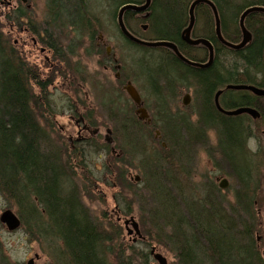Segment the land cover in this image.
<instances>
[{
    "label": "trees",
    "instance_id": "obj_1",
    "mask_svg": "<svg viewBox=\"0 0 264 264\" xmlns=\"http://www.w3.org/2000/svg\"><path fill=\"white\" fill-rule=\"evenodd\" d=\"M180 5L181 0L159 1L154 26L163 31L161 37L173 39L179 32L182 21ZM22 17L21 14L15 15L17 19ZM89 21H94V16L88 0H47V15L40 25L33 27L34 32L42 35L44 46H49L56 55L64 56L67 52L71 56L74 42L70 40L73 46L68 49L71 51L66 47L62 50L58 39L60 33L65 31L67 36V24L83 33L86 22L89 26L83 34L95 38L97 27L96 31L92 30ZM263 46L264 33H258L254 44L244 52L245 56L236 58L234 76L231 70L224 73L226 76L220 75L218 65L198 71L185 68L173 59L168 60L172 72L147 73L158 90L159 83H168L174 74L180 76L190 72L199 80L209 98L218 85L243 81L248 73L242 71L262 68L260 54ZM65 63V68L75 73L85 68L72 58ZM40 72L35 64L23 57L0 24V196L7 209H16L21 229L30 239L46 241L52 248L49 253H52L56 264H147L150 257L148 249L156 246L166 248L174 255L172 264H264L256 241V232L261 224L250 194V176L243 160L238 163L232 154L234 145L238 144L236 138L241 135L240 130L237 131L239 121L226 120L219 115L215 118L221 151V156L220 153L219 156L214 155L217 157L215 166L224 174L233 176V164L237 163V173L233 176L238 184L234 204L225 201L208 178L200 188L188 186L189 180L193 179L192 176L187 178L188 159L191 158L188 148L196 144V137L203 134V123L194 128L182 120L172 121L169 116L165 117L162 109V139L157 141L145 135L151 139L147 140L156 143L152 155L139 152L140 148L137 150L139 135L134 129L129 126L122 131L128 140L132 139V144L127 142V146L134 148V152L129 150L128 156L122 147L124 156L114 159V164H118L115 170L119 174L117 192L120 190L122 198L133 196V201L140 206L142 236L148 240L145 244L148 249L138 252L122 242L120 228L113 227L112 223H102L97 213L94 214L84 203L87 196L91 201L96 200L90 193L92 174L83 161L88 154L82 144L68 149L67 145H57L54 141L52 132L56 134V131L51 120L55 116V107L48 92L53 80L51 76L43 80ZM209 110L206 103L203 119L209 115ZM104 112H113L114 117L119 114L115 108H105ZM101 113L98 112L97 116L103 118ZM115 133L118 136L116 140L121 142L119 127L114 128ZM181 134L189 141L182 144ZM162 143H166L168 149ZM198 143L205 146L207 141ZM93 149L97 151V148ZM107 150L109 153L112 151ZM127 157L142 163L144 194L137 192L133 183L125 178L124 171L133 165ZM75 161L80 164L76 170H83L85 174L83 186L78 184L79 170H75ZM187 189L192 191L188 197ZM126 205L124 214L127 215L131 206L129 203ZM48 233L52 239H47ZM115 239L118 244H114ZM2 263L4 260L1 259Z\"/></svg>",
    "mask_w": 264,
    "mask_h": 264
},
{
    "label": "rangeland",
    "instance_id": "obj_2",
    "mask_svg": "<svg viewBox=\"0 0 264 264\" xmlns=\"http://www.w3.org/2000/svg\"><path fill=\"white\" fill-rule=\"evenodd\" d=\"M9 3H12V6H9ZM112 3V0H91L89 4H92V7H90V9L91 13L94 16V21H89V23L90 25H92V30L96 31L97 27L95 35L97 41L100 38H103V41L99 40L100 43L110 41L111 44H114L119 48L118 44L120 43V35L115 25V20L111 19L112 12L115 9L114 4ZM28 6H30V8ZM88 10L89 9H87V13L89 12ZM20 14L24 15V17H22L21 19L15 18V15ZM46 15L47 0H0V24L2 26V31L22 52L23 57L29 59V61H31L40 69V74L42 76L41 78L43 80L50 79V76L53 80L52 82H50L48 92H50V95H52L50 97L53 99V105L55 107V116L51 120L55 125L56 131V134L52 132V135L54 136L53 138L55 139L54 141L57 145L62 144L64 147H66L65 145H67L68 149H72L74 142L81 139V142L83 143L81 147L85 148V151L88 154L84 157L83 161L85 163V166L88 167V170H90L92 174L91 177L93 181L90 185V193L96 200L91 201L88 198L89 196H87L86 199L84 198V203L87 207L92 209L91 211L94 214L97 213L96 215L99 217V220L102 223H104L105 225H111L112 223L113 227L115 226L121 229L122 242H126L130 247L133 246L138 252L146 250L148 249V246H146L145 244L146 242H148V240L143 237L141 239L138 238L135 233L129 234L128 229L124 226L125 219L134 218L139 224V228L142 234L143 227L139 217L140 206L138 202L133 201V196L130 195L122 198V195L119 194L120 190L119 193L117 192L118 186L116 184V179L118 178L119 174L118 171L115 170L116 164H114V159L123 155L122 147L124 149V153H127L129 150L131 152H134V148L131 149V147L127 146V142H130L132 144V139L128 140V136L125 135L121 129L119 133L121 142L116 140V137H118L116 136V133L115 135L114 132L113 134H109V129L114 131V128L116 129V127L118 126L115 125V117L111 113L110 115L109 113L104 112L105 108L99 109L94 106H88L87 108H85L82 105L78 104L80 106L78 108V113H81V117L86 116L87 119H89L91 123V132L85 131L84 124L78 126L77 123L72 119V117L75 116V118L79 117V114H75V107H73L74 111L68 108L73 106L74 101L76 100V93L74 91L76 85H74L73 80L77 79V74H79L78 78L83 76L84 74L86 80L88 81L87 84L83 83V89L85 92H83L82 95L84 97L87 92H91L94 89L93 87H91L92 83L89 82L91 80L90 77L95 78L96 76L100 75V72H102V69H104L99 66L97 61L98 57L96 56V54H90V49L87 48L89 47V45H85L88 37L83 33H86V31L88 30L87 27L89 25L86 26L87 23L84 22L85 26L82 33L81 31L78 32L76 28L71 24H67V28H69L67 31V36L64 31L63 34L60 33L58 39L59 41L61 40L60 42L62 43L63 47L62 50H65V47L67 49L68 47H72L73 45L70 40L73 41L74 49L71 50H73L74 53L72 52L70 54L71 56H69L65 51L66 53L64 54V56L56 55L54 51L49 48V46L46 47L41 43L35 46L32 42H30V44H27L23 42L24 40H22L26 39L25 34L23 35L21 32L23 28L25 29L27 26H35L36 24L42 23V20H44ZM27 18L30 19L28 20L29 22L27 21ZM95 20L97 23H95ZM136 30L138 31V29ZM162 34L163 31H159V28H155V30H151L148 33H145V38L156 39L161 37ZM122 43L124 42L122 41ZM71 50L68 49V51ZM122 50L126 51V54L125 52H122ZM144 52L149 56H143L140 52H138L135 57H131L128 54L127 50H124L122 47H120L117 54H119L122 60L127 65H129L130 69L136 71V74L140 77L141 82L146 80V82H149L150 85L152 83L147 72L153 71L155 73H161L162 71L165 73L168 70L172 72V70H170L169 68L170 63L168 60H170V58L164 49L146 48ZM70 58H72L73 61L79 63V65L84 66L86 69L83 68L79 71V73L76 72L77 74L71 70H67L65 68V61H68ZM219 59V72H221L222 76L225 75L224 73H226L227 71H233V67L235 68L236 61L234 62L229 57H222ZM263 68L264 67L260 68V70ZM249 70L250 72H254V69L250 68ZM190 81L191 83L196 85L197 88L200 86L199 81H196L194 79ZM106 84V86H109L108 84L112 85V82L109 80V82H107ZM171 107L163 109L164 114L166 115L165 117L171 116L172 121L177 122V120L173 119L174 115L172 116L171 114L178 113V108L176 106L172 108ZM98 112H103V114L101 113V116H103V118L97 116ZM187 112H193L192 107ZM162 114V108H160L157 116L160 120L163 121L164 117ZM192 115H195V112ZM194 118H197V115L193 116V121L191 120L192 123H195L197 121V119ZM161 122L158 123L157 129L162 133L163 128L161 127ZM95 123L96 125H94ZM194 127L197 128L198 126ZM177 129H179V126H177ZM81 130H83V132L81 133V135H79ZM136 130L139 131L138 129ZM212 132L213 129L206 133L211 135L213 134ZM181 135L182 144H184L183 142L189 141L188 138H186L183 134ZM146 139L150 138H146L145 135L138 137L137 150L140 148L139 152H148V155H152L156 146L150 140ZM259 140V147L257 146V141L249 143V151L252 155H255L258 154L260 150V156L256 155L253 157L255 158V160L259 159L261 164L264 166V135L261 134ZM119 145L121 146V150L118 147ZM125 145L127 147H125ZM217 145V140L211 137L210 140L207 139V144L205 146H202L201 143H198L197 145L193 144L192 146H190V148H188L189 153L192 151V160L189 165L193 166L192 171H190L188 167V173L193 177V179H190L189 184H187L188 186L192 185L195 188H200L202 186V183H204V180H206L205 178L213 181V183L217 186L219 183L226 180L228 184L227 188L224 189L222 187H219L217 188V190L218 193L223 197V199H225V201L229 202L230 204H234L235 201L233 198V186L236 183V179L234 178V175L233 177L232 175H229L227 173L224 174L223 170L218 169V167L216 168V160L212 156V151H215V147ZM93 147L95 149L97 148V151H93ZM164 148L168 149L167 144ZM107 149H111V153H109ZM127 158L131 160L130 162H132L133 165L131 168L129 167L127 171H124L125 178L133 183V187L137 189V192L144 194L145 190L141 182H136V177H140L142 180V176L144 174L143 170H141L140 168L142 163H140L138 159L132 160L131 157ZM239 161L242 162L241 160ZM77 162L78 161L73 162V164L77 166L75 167V170L80 167L79 162ZM184 164H186V162H184ZM255 165H257V162L251 161V167H249L247 171L250 176L249 181L253 185L259 186V190L256 195L258 204L255 205V208L258 212L257 215L259 216V224H261V226L260 229L256 232V241L260 253L264 258V172L258 171ZM117 166L118 164L116 165V167ZM261 169L262 168H260V170ZM78 170H76L78 172V184L80 186H83V184H85L86 182L84 181L85 174H83V170ZM224 170L226 171V169ZM190 173H192V175ZM252 173L254 174L252 175ZM217 179H220V181H217ZM127 203H129L131 209L130 213L126 215L124 214V211L126 210ZM92 204H96L94 205V208L92 207ZM5 208L7 209L6 202L0 196V211ZM10 210L16 213L15 208H10ZM132 229V226L129 225V230ZM118 243L119 242L117 241V239H115L114 244ZM0 247H3L4 251V254L0 252V260H4V264H27V262L31 259H34L35 264H56V261L53 259L54 257L52 256V253H49L52 248H49L47 242L43 241L42 243L41 240H31L29 235L26 234L24 230L8 232L6 228L0 224ZM156 248L157 252L166 257L168 264H172L175 261L174 255L166 248L157 246ZM148 250L150 253V257L147 264H158L151 256L152 247H149ZM3 255L5 256L3 257Z\"/></svg>",
    "mask_w": 264,
    "mask_h": 264
},
{
    "label": "flooded vegetation",
    "instance_id": "obj_3",
    "mask_svg": "<svg viewBox=\"0 0 264 264\" xmlns=\"http://www.w3.org/2000/svg\"><path fill=\"white\" fill-rule=\"evenodd\" d=\"M88 1L90 2L91 0ZM127 1L138 8L145 6L147 3V0ZM159 1L160 0H149V6L145 10L140 9L125 11L123 14L124 24L132 36L140 41L152 42L159 40L175 44L177 46L178 53L172 49L165 47L163 48L170 59H173V61L183 65L185 68L206 71L215 65L219 66V58L222 57H229L235 62L236 58L242 57L244 52L254 44L258 33H264V11H253L248 13L243 20L245 29L250 34V39L246 45L240 49H233L226 44L228 43L236 45L242 42L244 39V32L241 26L243 15L251 8H264V0H207L212 3L213 6L207 2H201L197 5H194V3L198 0H181L180 10L182 21L181 27L176 36L173 39L167 37L162 39H147L145 38V33H148L151 30L153 31L156 28L154 26V16L158 14L157 6L159 5ZM9 6H12V3H9ZM114 6L115 9L112 12L111 19L115 20V25L120 35V43L118 44L119 48L122 47L124 50H127L131 57H135L140 51L144 52L146 48H154L136 42V40H131L122 33L118 22L122 7L121 4H118L117 6L114 4ZM28 7L30 8V6ZM90 7H92V4H90ZM192 19L193 25L190 32V37L192 40H205L208 41L212 46L213 60L208 66L202 67L200 65L207 64L211 56V50L209 47H206L202 43L193 45L186 40L187 29L189 28ZM28 20L30 19L27 18V21ZM218 22L220 24L221 33L225 39V43H223L217 36L216 27ZM33 26H27L25 29L23 28L21 32L23 35L25 34L26 39L22 40H24L23 42L27 44L32 42L36 46L40 43L42 44L44 41L41 34L34 32L35 27ZM136 29H138V31ZM226 34L228 35V38L225 37ZM102 39L103 38H100L99 40ZM99 40L97 41V38H92L91 35H89L85 43V45H89L87 48L90 49V54L93 53L94 55L95 53L98 57L97 61L99 66L104 68L102 69V72H100V75L96 76L95 78L90 77L91 80L89 82L92 83L91 87L94 89L91 92H87L83 97L82 93L85 92L83 89V83L87 84L88 82L86 77L83 74V76L79 78L77 76V79L73 80L74 85H76L74 88L76 100L74 101V105L69 108L70 110L74 111L73 107H75V114H79L78 118H75L76 116L72 117L78 126L84 124L85 131L91 132V123L86 116L81 117V113H78V108L80 107L78 104L85 108L88 106H94L99 109L115 108V110H118L119 114L122 116L119 120L128 119L129 126L134 129L139 134V136H151L154 138V140L158 141L162 139V133L157 129L158 123L162 121L157 116L159 109H166L171 106H176L178 108V113L171 114L172 116L174 115V120L185 121L188 123V125H191V127L201 126L203 123V134L196 137V144L194 145H197L200 141H207V139L210 140V138L213 137L218 143V145L215 147V151H212L213 155H216L220 153V134L217 132V123H215V118L219 115L220 118L222 117L226 120L239 121V129H237V131H244V134H242L245 154L243 158L244 168L248 170L249 167H251L250 162L256 161L257 165H255V167L258 169V171L264 172V166L261 164L260 160H255L253 157L256 155L260 156V150L258 154L252 155L249 151V144H246L247 141H249V143L257 141V146H260L259 137L261 134L264 135V95H257L247 89L240 90L230 87L235 85H246L258 87L264 90V68L261 70L255 69L254 72H250V70L242 71L241 73H246L245 71L248 73L243 81L238 83L231 82L218 85L208 96L209 98H207L203 86L200 85L197 88L196 85L191 83L190 80H199L195 78L190 72H185L180 76L174 74L168 83H159L157 90L156 87H153L152 84L150 85L149 82H146V80L141 82V79L136 74V71L130 69L129 65H127L119 56V54H117L119 48L116 47V45L111 44L110 41L100 43ZM122 41L124 43H122ZM122 52H125L126 54V51L122 50ZM260 60L263 62L262 67H264V46L260 54ZM219 73L222 75L221 72ZM234 73L235 72H233V76L236 75ZM109 80L112 82V85L108 84L109 86H106V83L109 82ZM130 88H132L133 92H135V94L138 96L139 101L134 100L132 95L129 93ZM206 103L208 104L210 110L209 115L203 119ZM191 107L193 112H187ZM239 108L252 110V112H243L238 116H228L226 113L228 111L238 110ZM194 112L195 115H197V118L194 119H197V121L192 123L193 116H195L192 115ZM114 114L116 115L115 112ZM169 117L172 119L171 116ZM117 122L118 121L115 119V125ZM161 125H164L163 121L161 122ZM211 129H213V134H207L206 132L210 131ZM82 132L83 130H81L79 135H81ZM113 132V130L109 129V134H112ZM81 141V139L75 141L72 147L75 148V144H83ZM153 144L155 145L154 142ZM162 145L165 147L166 144L162 143ZM190 153H192V151ZM188 163L190 164L191 162L189 161ZM260 168L262 169L260 170ZM232 169L234 175L236 176L237 163L233 164ZM217 181H220V179H217ZM220 185H222V182L219 183L218 186L216 185V188L221 187ZM237 186V183H235L233 186L234 199L237 194ZM249 186L254 205H257L258 201L256 195L259 190V186H254L252 183L249 184ZM0 224L5 227L1 221ZM0 252H4L3 247H0ZM4 256L5 255H3V257Z\"/></svg>",
    "mask_w": 264,
    "mask_h": 264
},
{
    "label": "water",
    "instance_id": "obj_4",
    "mask_svg": "<svg viewBox=\"0 0 264 264\" xmlns=\"http://www.w3.org/2000/svg\"><path fill=\"white\" fill-rule=\"evenodd\" d=\"M201 2H207L209 4H211L213 6L212 3H210L209 1L207 0H198L194 3V5H197ZM193 5V6H194ZM149 6V0H147V3L145 6L141 7V8H138L137 6L135 5H127V6H124L121 8L120 10V14H119V18H118V22H119V25H120V28H121V31L122 33L130 38L131 40H136V42H139L141 44H144V45H147V46H150V47H167V48H170L174 51H176V53H178V49H177V46L173 43H170V42H165V41H154V42H144V41H140L138 39H135L134 36H132V34L127 30L125 24H124V20H123V14L125 11L127 10H145L147 9ZM253 11H264V8H252V9H249L242 17V20H241V26H242V29H243V32H244V40L243 42L240 44V45H233V44H227V46L233 48V49H240L242 48L243 46L246 45V43L248 42V40L250 39V34L249 32H247V30L245 29V26H244V23H243V20H244V17L250 13V12H253ZM192 25H193V19L191 21V24L189 26V28L187 29V37H186V40L190 43V44H193V45H197V44H204L206 47H209V49L211 50V61H212V58H213V51H212V46L210 45V43L208 41H205V40H198V41H193L192 38L190 37V32H191V29H192ZM217 32H218V35L219 37L222 39V34H221V31H220V24L219 22L217 23ZM179 55V54H178ZM209 64H206V65H200V66H208ZM231 88H234V89H240V90H250L252 92H254L255 94L257 95H264V90H260V89H257L253 86H230ZM129 93L132 95V97L134 98V100L136 101H139L138 99V96L135 94V92H133V89L130 88L129 89ZM237 113L238 112H252V110H245V111H236ZM254 112V111H253ZM144 113V112H143ZM136 180L139 181L140 180V177H136ZM222 188H226L228 186L227 184V181L224 180L222 182V185H220ZM0 221L1 223H3L7 229L9 231H15L17 229L20 228L21 226V221L20 219L17 217V215L11 211V210H5L3 211L2 213L0 212ZM125 225L128 227L129 225L132 226V230H129L128 228V231H129V234H133L135 233L139 238H141V231H140V228H139V224L136 222V220L134 218H130L128 220L125 221ZM151 254L153 255L155 261L158 263V264H168V261L166 259L165 256H163L161 253H156V250L153 249L151 251ZM28 264H34V260H30L28 262Z\"/></svg>",
    "mask_w": 264,
    "mask_h": 264
},
{
    "label": "bare ground",
    "instance_id": "obj_5",
    "mask_svg": "<svg viewBox=\"0 0 264 264\" xmlns=\"http://www.w3.org/2000/svg\"><path fill=\"white\" fill-rule=\"evenodd\" d=\"M113 3L114 4H121V7H124V6H127V5H132V3H129L127 0H113ZM256 8H258V7H256ZM252 9V8H251ZM248 11V10H247ZM246 11V12H247ZM245 12V13H246ZM220 31H221V28H220ZM216 33H217V36L219 37V35H218V32H217V27H216ZM222 34V33H221ZM222 36V39L220 38V40L223 42V43H225V39H224V36L223 35H221ZM163 37H159L158 39H162ZM244 40V39H243ZM243 40H242V42H243ZM241 42V43H242ZM241 43H239V44H236V45H240ZM234 45V44H233ZM140 53L143 55V56H149L147 53H145V52H143V51H140ZM212 60H213V58H212ZM211 57L209 58V60H208V62H207V64H211ZM235 86H246V85H235ZM254 87V86H253ZM255 88H257V89H260V88H258V87H255ZM260 90H262V89H260ZM246 109L245 108H239L238 110H234V111H228V112H226L227 113V115L228 116H238L239 114H241L242 112H236V111H245ZM120 117H122L120 114H117L116 115V118H117V126L122 130V131H124L125 130V128L126 127H128L129 126V120L128 119H126V120H124V119H122V120H119L120 119ZM245 125H246V123H245ZM241 132V131H240ZM241 135L240 136H237V141H238V144L237 145H234V147H235V149H233V151H232V154H233V156L238 160H243V158H244V156H245V154H244V140H243V138H242V134H244V131L243 132H241L240 133ZM246 144L248 145L249 144V141H247L246 142ZM246 145V146H247ZM219 154V153H218ZM217 154V156H219ZM220 156H221V151H220ZM213 157L215 158V159H217V157L216 156H214L213 155ZM190 160H192V158H190V159H188V161H190ZM238 160V162H240ZM189 167V169L190 170H192V168H193V166L192 165H189L188 166ZM254 173H252V175H253ZM189 177H191L190 175L187 177V178H189ZM186 178V177H185ZM139 182H142V180L140 179L139 180ZM188 182H185V184H187ZM187 188L189 189L190 187H188L187 186ZM186 190V194H187V197L192 193V191L191 190ZM15 214H17V213H15ZM120 221H121V219H120ZM125 221H126V219L124 220V226L128 229L129 228V226L127 227L126 225H125ZM47 239H52V235H51V233H48L47 234Z\"/></svg>",
    "mask_w": 264,
    "mask_h": 264
}]
</instances>
